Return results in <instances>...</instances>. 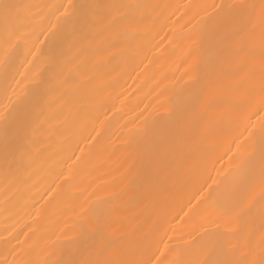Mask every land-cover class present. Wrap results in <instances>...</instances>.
Returning <instances> with one entry per match:
<instances>
[{"label": "bare ground", "instance_id": "1", "mask_svg": "<svg viewBox=\"0 0 264 264\" xmlns=\"http://www.w3.org/2000/svg\"><path fill=\"white\" fill-rule=\"evenodd\" d=\"M8 2L23 7L10 42L0 27V138L3 117L13 130L23 124L24 134L15 164L5 165L0 152V264L79 259L85 252L78 241L97 218L111 222L118 242L108 258L125 249L143 264H207L258 252L264 235L258 187L249 191L237 176L197 203L209 177L238 173L232 151L250 125L259 130L258 99L229 107L223 90L213 89L207 171L164 195L147 196L146 189L170 117L199 108L193 86L205 74L217 80L221 68L259 65L258 21L242 31L243 14L219 6L261 0ZM89 4L121 7L99 20L81 7ZM69 5L75 19L62 15ZM248 41L255 59L239 52Z\"/></svg>", "mask_w": 264, "mask_h": 264}, {"label": "snow or ice", "instance_id": "2", "mask_svg": "<svg viewBox=\"0 0 264 264\" xmlns=\"http://www.w3.org/2000/svg\"><path fill=\"white\" fill-rule=\"evenodd\" d=\"M22 5L0 0V27L3 28L10 42L15 24L20 18ZM87 10L86 15L93 19H111V10L118 5L89 4L81 6ZM226 9H232L242 13L246 19V24L242 31L250 30L256 22L259 23V49L258 67L247 63L235 67L221 68L217 71V80H210L205 74L195 84L194 90L198 93L199 108L177 109L170 117L172 123L164 134L162 142L152 156L153 178L146 189V195H164L170 191H175L181 183L185 181L197 182L207 171L208 164L213 156V145L210 143L214 126L208 118V109L211 107L214 97L213 89H221L229 97L231 107L233 104L242 107H251L256 100H259L257 115L259 130L256 125H250L251 131L247 132L244 140L239 144H234L232 155L236 157L239 165L238 173L225 175L221 179L222 172L216 173V179L201 186L199 192L200 200L208 194L209 200L212 195H218L221 188L228 189L239 176L245 180L249 191L259 188L262 199H264V0L257 4L222 5ZM70 9L72 10L70 12ZM107 10V11H106ZM62 15L75 19V6L69 5L63 8ZM241 32H236L233 39L239 37ZM251 41L245 42L240 49V53L255 59L257 48ZM194 69L193 74H195ZM235 97V100L231 98ZM4 133L0 138V152L3 153L5 165L11 166L16 163L17 153L20 150V141L24 134L23 124L18 123L15 129H11L8 118L3 117ZM246 141V143H245ZM229 160L232 157H228ZM223 169V166H221ZM213 170H215L213 166ZM219 186L213 188V185ZM191 209H189L190 211ZM112 224L105 218H97L95 223L87 226L82 233L79 244L84 245V255L79 259H73L67 264H143L142 261L129 260L127 250L121 249L117 258H108L109 253L117 248L118 242L111 236ZM258 252L253 249H245V259H237L234 255L223 259L209 260L207 264H264V235L258 246ZM178 264H191L188 261H180Z\"/></svg>", "mask_w": 264, "mask_h": 264}]
</instances>
